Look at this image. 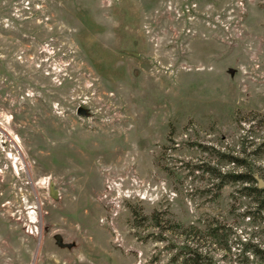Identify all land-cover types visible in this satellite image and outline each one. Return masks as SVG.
Wrapping results in <instances>:
<instances>
[{
    "label": "rangeland",
    "instance_id": "obj_1",
    "mask_svg": "<svg viewBox=\"0 0 264 264\" xmlns=\"http://www.w3.org/2000/svg\"><path fill=\"white\" fill-rule=\"evenodd\" d=\"M246 172L264 0H0V264H264Z\"/></svg>",
    "mask_w": 264,
    "mask_h": 264
},
{
    "label": "trees",
    "instance_id": "obj_2",
    "mask_svg": "<svg viewBox=\"0 0 264 264\" xmlns=\"http://www.w3.org/2000/svg\"><path fill=\"white\" fill-rule=\"evenodd\" d=\"M230 162L234 163L237 167H244V161L239 158H230ZM222 185H227L229 183L235 184H247L244 186L242 191L246 193L245 195L248 197H252L254 202L260 211L264 212V188H258V182L254 177L253 172L246 173H236L230 175H221ZM258 255L261 257L262 261H264V252L258 251ZM181 257L177 256L174 260L175 262H179ZM182 261L179 264H205L206 262L202 259L201 255L197 252H191L186 254Z\"/></svg>",
    "mask_w": 264,
    "mask_h": 264
},
{
    "label": "water",
    "instance_id": "obj_3",
    "mask_svg": "<svg viewBox=\"0 0 264 264\" xmlns=\"http://www.w3.org/2000/svg\"><path fill=\"white\" fill-rule=\"evenodd\" d=\"M81 113L82 114H86V112L84 110H82ZM255 179L258 182V188L263 189L264 188V181L259 179L257 176H255ZM51 194H52L53 197L56 198L57 194H56V192L54 191L53 188H51ZM56 239H57L58 243L60 244L61 243V238L59 236H57Z\"/></svg>",
    "mask_w": 264,
    "mask_h": 264
}]
</instances>
